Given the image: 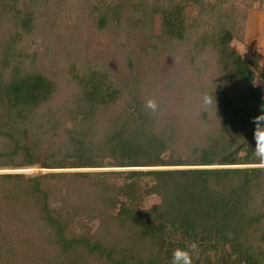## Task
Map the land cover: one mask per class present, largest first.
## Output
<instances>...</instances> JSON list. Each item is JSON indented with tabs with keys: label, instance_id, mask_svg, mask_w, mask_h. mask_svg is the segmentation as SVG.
<instances>
[{
	"label": "trees",
	"instance_id": "trees-1",
	"mask_svg": "<svg viewBox=\"0 0 264 264\" xmlns=\"http://www.w3.org/2000/svg\"><path fill=\"white\" fill-rule=\"evenodd\" d=\"M253 1L0 0V264H264Z\"/></svg>",
	"mask_w": 264,
	"mask_h": 264
},
{
	"label": "rangeland",
	"instance_id": "rangeland-1",
	"mask_svg": "<svg viewBox=\"0 0 264 264\" xmlns=\"http://www.w3.org/2000/svg\"><path fill=\"white\" fill-rule=\"evenodd\" d=\"M96 2L97 0H92ZM252 9H250L247 13V20L244 29L243 36L240 40H235L232 42L231 47L243 58L248 59L253 53H259L263 56V61L261 65L264 63V0H254L252 4ZM76 16V15H75ZM72 14V18H75ZM67 18H71V14H68ZM34 50V48H33ZM44 67H47V62L43 64ZM61 71V69H60ZM258 168L264 167V165H239L235 167H224V168ZM210 168V167H209ZM214 168H221V167H214ZM174 169H194V168H157V169H136V170H174ZM22 171H29L28 173H48V172H55L50 170H16V171H0L2 172H22ZM73 171H81V172H107V171H123V169H91V170H73ZM62 172V171H56ZM64 172V171H63ZM158 203L155 199L146 200L144 205L146 211L149 212L151 209ZM90 232L87 233L84 230V227L81 229L83 231V235L89 237L91 239L92 244L97 243V223L88 225ZM88 238V239H89Z\"/></svg>",
	"mask_w": 264,
	"mask_h": 264
},
{
	"label": "clouds",
	"instance_id": "clouds-1",
	"mask_svg": "<svg viewBox=\"0 0 264 264\" xmlns=\"http://www.w3.org/2000/svg\"><path fill=\"white\" fill-rule=\"evenodd\" d=\"M146 108L151 112L156 113L159 110V105L155 100H148ZM255 156L264 163V128L257 129L255 132ZM197 254V244L193 242L186 249H176L172 253L170 264H193V257Z\"/></svg>",
	"mask_w": 264,
	"mask_h": 264
},
{
	"label": "water",
	"instance_id": "water-1",
	"mask_svg": "<svg viewBox=\"0 0 264 264\" xmlns=\"http://www.w3.org/2000/svg\"><path fill=\"white\" fill-rule=\"evenodd\" d=\"M29 171H22V172H13V173H28ZM2 173H8V172H2ZM12 173V172H11ZM136 264V263H135Z\"/></svg>",
	"mask_w": 264,
	"mask_h": 264
}]
</instances>
